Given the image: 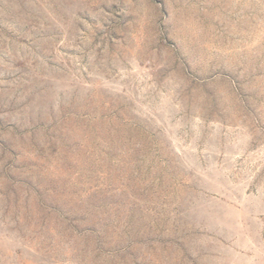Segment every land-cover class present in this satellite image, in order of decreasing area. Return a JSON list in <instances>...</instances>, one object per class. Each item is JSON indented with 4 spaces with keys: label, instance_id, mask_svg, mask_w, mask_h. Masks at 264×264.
<instances>
[{
    "label": "rangeland",
    "instance_id": "1",
    "mask_svg": "<svg viewBox=\"0 0 264 264\" xmlns=\"http://www.w3.org/2000/svg\"><path fill=\"white\" fill-rule=\"evenodd\" d=\"M0 264H264V0H0Z\"/></svg>",
    "mask_w": 264,
    "mask_h": 264
}]
</instances>
